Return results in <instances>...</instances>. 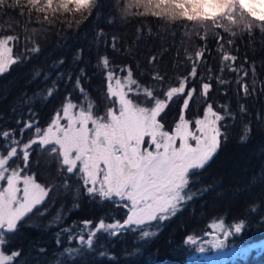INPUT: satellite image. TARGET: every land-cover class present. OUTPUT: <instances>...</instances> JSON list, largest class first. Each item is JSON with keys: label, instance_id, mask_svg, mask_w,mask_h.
<instances>
[{"label": "trees", "instance_id": "16d2710c", "mask_svg": "<svg viewBox=\"0 0 264 264\" xmlns=\"http://www.w3.org/2000/svg\"><path fill=\"white\" fill-rule=\"evenodd\" d=\"M130 2L99 0L98 12L94 9L91 15L65 14L51 24L42 17L38 22L35 13L28 17L9 9L0 12V35L18 37L10 45L17 63L0 73V128H16L18 119L28 118L29 109L41 126L53 118L65 94L73 91L71 84L61 82L59 92L48 99L51 82L43 74L56 76L52 65L61 57L63 69L73 77L81 68L87 73L88 79L83 82L87 94L82 101L73 92V102L87 101L101 114L112 106L111 98L106 95L103 56L110 59L107 70L116 69V77L123 80L127 70L133 72V79L137 80L132 86L133 93L137 88L143 92L145 87L167 89L188 75L191 68L188 56L201 47L200 39L194 34L199 29L203 35L200 26L191 22L172 24L150 14L143 15L142 7L125 10ZM205 4L213 8L208 0H191L186 6L195 15L205 11ZM235 7L236 11L230 15L239 18L242 10L239 4ZM229 20L230 17H225L221 22L228 25ZM181 23L184 27H180ZM99 29L108 34L107 40L116 37L115 50L105 46L107 40L97 37ZM208 29L207 52L199 64L198 78L188 85L191 88L194 84L196 93L184 114L187 119L195 120L203 116L207 104H213L214 110L222 108L225 119L221 122V143L194 181L190 177L188 195L176 214L139 228L102 231L92 237L91 247L86 241L81 244L79 237H87L90 231L82 222L123 223L127 209L118 201L90 198L77 180L68 175L61 179L58 158L37 149L29 161L30 173L38 182L58 188L45 205L38 206L46 215L40 212L30 215L16 234L5 237L11 240L10 250L22 252V264L24 261L65 264L66 260H76L77 264H210L207 260L192 259L197 243H187V237L191 235L199 242L211 231L212 224L221 221L229 229H234L237 223L244 225L240 233L228 240V247L264 240V34L256 29L236 28L235 37L224 36L225 41L233 40L232 45H225L238 57L233 66L241 74L249 72L247 78L242 75L239 78L255 85L251 94L245 95L236 83L238 73L229 70L230 62H222L216 50L213 31L219 30H213L210 24ZM34 46L40 49L38 54L32 52ZM78 49L83 50L79 63ZM157 74L164 80H156ZM200 77L211 84L207 97L202 94ZM140 99L143 101V96ZM181 106V99H174L161 114L159 119L166 128L177 121ZM30 137V131L24 133L25 140ZM142 231L153 235L144 238ZM226 264H264V249Z\"/></svg>", "mask_w": 264, "mask_h": 264}, {"label": "snow or ice", "instance_id": "6c2138e0", "mask_svg": "<svg viewBox=\"0 0 264 264\" xmlns=\"http://www.w3.org/2000/svg\"><path fill=\"white\" fill-rule=\"evenodd\" d=\"M187 3L191 0H186V3L180 0H131L125 9L142 7L143 15L150 14L172 24L191 22L203 30V35L199 29L194 33L200 39L201 47L194 55L188 56L190 72L178 79L175 86L159 90L145 87L143 92L137 88L133 93L132 86L137 84L133 72L127 70L123 80L116 77V69L107 70L110 59L103 56L102 66L107 71L106 95L111 98L112 106L101 114L87 101L73 102V92L82 101L87 94L83 87V82L88 79L87 73L81 68L73 77L63 69L64 59L61 57L52 65L56 76L43 74L44 79L51 82L48 99L59 92L61 82L71 84L73 91L65 94L53 118L41 126L34 119L33 110L29 109L28 118L18 119L16 128H0V264H22V252L10 250L8 245L11 240L5 237L16 234L30 215L36 212L46 215V211L38 206L45 205L50 194L58 188L38 182L36 176L30 173L29 161L32 152L37 149L58 158L61 179L68 175L77 180L90 198L118 201L127 209L122 224H106L104 220L95 224L92 221L82 222L90 231L87 237H79L81 244L86 241L91 247L92 237L102 231L118 227L123 230L139 228L151 222H163L170 218L169 214H176L178 205L188 195L186 190L190 187V177L194 181L195 175L208 165L221 143V122L225 119L221 115L222 108L214 110L213 104H207L203 116L195 120L187 119L184 114L196 93L195 85L191 88L188 85L198 78L199 64L207 52L208 25L213 30H219L213 31L216 50L222 62H230L229 70L238 73L236 83L245 95L251 94L255 85L239 78L240 75L247 78L249 72L241 74L239 68L233 66L238 57L225 47L226 44L232 45L233 40L225 41L224 36L230 34L235 37L236 28L241 31L256 29L264 34V0H229V4L219 10L205 4V11L195 15L189 12ZM237 4L242 10L239 18L230 15L236 11ZM99 8V0H0V12L9 9L28 17L35 13L38 14V22L42 17L49 24L65 14L91 15L94 9L98 12ZM225 17H230L228 25L221 22ZM180 27H184V23ZM96 35L101 40L108 37L102 29ZM17 39L16 35H0V73H5L17 63L10 46ZM116 44V37L112 36L105 46L115 50ZM39 51L36 46L32 49L34 54ZM82 51L77 50V63L82 58ZM155 79L163 81L164 77L157 74ZM200 80L202 94L207 97L211 84L203 82V77ZM174 99H181V114L173 126L166 128L159 118ZM27 131L31 132V137L25 140L24 133ZM213 227L223 232L225 239L231 234L224 228L223 221ZM243 227L242 222L237 223L235 232L240 233ZM142 235L149 238L153 233L142 231ZM187 243L194 245L197 241L189 235ZM213 243L216 248L223 246V241L217 237H214ZM199 250L204 251V248ZM65 264H77V261L66 260Z\"/></svg>", "mask_w": 264, "mask_h": 264}, {"label": "rangeland", "instance_id": "374dc122", "mask_svg": "<svg viewBox=\"0 0 264 264\" xmlns=\"http://www.w3.org/2000/svg\"><path fill=\"white\" fill-rule=\"evenodd\" d=\"M208 1L215 10H219L220 7L229 4V0H208ZM171 215L172 214H169V216ZM214 224H218V223H214ZM214 224L211 225V231L205 235L204 239L197 242L196 253L192 256V259L198 261L207 260L210 264H226L230 260H235L238 258H247L252 251H261L264 249V240L251 243L248 245L228 247L227 246L228 240L236 233L235 227L234 229H229L224 225V228L231 233L228 236V238L225 239L224 233L215 229L213 227ZM120 229L121 228L118 227L114 230H120ZM214 237H217L219 240L223 241V246L221 248H216L214 246L213 243ZM201 247L204 248V251L199 250V248Z\"/></svg>", "mask_w": 264, "mask_h": 264}]
</instances>
